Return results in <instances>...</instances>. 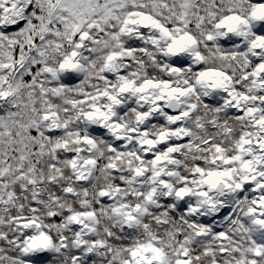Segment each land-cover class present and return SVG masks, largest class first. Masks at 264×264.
<instances>
[{"label":"snow or ice","instance_id":"1","mask_svg":"<svg viewBox=\"0 0 264 264\" xmlns=\"http://www.w3.org/2000/svg\"><path fill=\"white\" fill-rule=\"evenodd\" d=\"M0 264H264V0H0Z\"/></svg>","mask_w":264,"mask_h":264}]
</instances>
